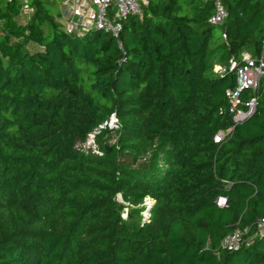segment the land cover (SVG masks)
<instances>
[{
  "label": "trees",
  "instance_id": "obj_1",
  "mask_svg": "<svg viewBox=\"0 0 264 264\" xmlns=\"http://www.w3.org/2000/svg\"><path fill=\"white\" fill-rule=\"evenodd\" d=\"M60 2L0 0V264H264V235L221 246L264 217V76L213 141L242 54L263 52L264 0H222L220 25L213 0H146L118 39L66 34ZM118 195L149 198L147 220Z\"/></svg>",
  "mask_w": 264,
  "mask_h": 264
},
{
  "label": "built area",
  "instance_id": "obj_2",
  "mask_svg": "<svg viewBox=\"0 0 264 264\" xmlns=\"http://www.w3.org/2000/svg\"><path fill=\"white\" fill-rule=\"evenodd\" d=\"M21 1L24 6L20 14H30L32 9L27 7L30 0ZM145 2L146 0H61L59 22L64 32L69 35L80 36L91 30H97L118 39L122 30V23L125 20L131 16L142 17L141 4ZM226 17L227 11L222 0H213V13L209 22L214 25H220L225 21ZM223 37L225 38V35ZM234 68H236V63L230 60L228 68L218 67L219 76ZM263 76L264 43L263 52L259 57L254 58L247 53L242 54V64L237 67L236 71V86L226 92L229 104L228 113L232 117V125L227 130L218 131L213 137L214 143L220 144L224 142L232 135L237 125L243 123L254 114L257 107L255 93ZM245 90L251 91V96L247 101H244L241 97ZM117 127L116 119L111 115L108 121L98 126L96 130L88 135V138L93 134L99 133L104 128L115 130ZM88 138L85 143H87ZM225 202L224 198H218L217 205L224 206ZM148 207H150L149 204ZM259 235H264V217H258L251 226L236 229L224 237L221 246L226 250H236L243 244H248L250 242L248 241L249 238L253 239Z\"/></svg>",
  "mask_w": 264,
  "mask_h": 264
},
{
  "label": "rangeland",
  "instance_id": "obj_3",
  "mask_svg": "<svg viewBox=\"0 0 264 264\" xmlns=\"http://www.w3.org/2000/svg\"><path fill=\"white\" fill-rule=\"evenodd\" d=\"M218 67L220 66H215L214 67V72L219 75V72H218ZM100 133V132H99ZM99 133H96V134H93L91 137L88 138V141L87 143L84 144V148H89V149H97L98 147V144L96 142V136L99 135ZM111 138H109L106 142L107 144H113L115 142V137L113 134H111ZM106 138V137H105ZM147 157H145L144 159H140L141 161H145ZM116 200L117 202L122 206V212H121V218L124 219V220H128L129 218V213H130V208L134 209V210H138L141 208L139 214L141 216V219L142 220H146L147 216H148V210H149V207H148V204L151 205L152 204V201L149 200L148 198L144 199L143 202L139 205H132L126 201L123 200V198L118 195L116 197ZM252 238H249L248 241L251 242Z\"/></svg>",
  "mask_w": 264,
  "mask_h": 264
}]
</instances>
